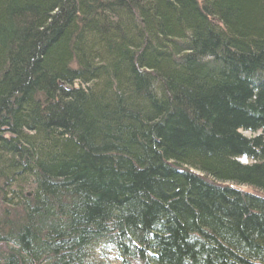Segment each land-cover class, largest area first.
<instances>
[{
    "label": "trees",
    "instance_id": "16d2710c",
    "mask_svg": "<svg viewBox=\"0 0 264 264\" xmlns=\"http://www.w3.org/2000/svg\"><path fill=\"white\" fill-rule=\"evenodd\" d=\"M0 264H264V0H0Z\"/></svg>",
    "mask_w": 264,
    "mask_h": 264
},
{
    "label": "rangeland",
    "instance_id": "374dc122",
    "mask_svg": "<svg viewBox=\"0 0 264 264\" xmlns=\"http://www.w3.org/2000/svg\"><path fill=\"white\" fill-rule=\"evenodd\" d=\"M245 161L247 160V158L245 157V159H244ZM243 160V161H244ZM240 188H242V189H247V188H245L244 186H240ZM103 254L105 255V257L103 258V256H99L100 258H99V261L102 263V262H104L105 263V261H108V260H115L114 259V253L113 252H111V251H109V250H107V251H105V252H103ZM106 255H107V259H106Z\"/></svg>",
    "mask_w": 264,
    "mask_h": 264
},
{
    "label": "bare ground",
    "instance_id": "6f19581e",
    "mask_svg": "<svg viewBox=\"0 0 264 264\" xmlns=\"http://www.w3.org/2000/svg\"><path fill=\"white\" fill-rule=\"evenodd\" d=\"M111 263H113V261L112 260H109Z\"/></svg>",
    "mask_w": 264,
    "mask_h": 264
}]
</instances>
